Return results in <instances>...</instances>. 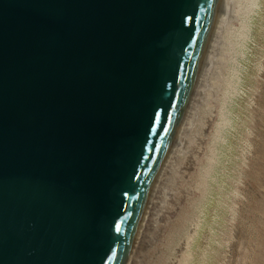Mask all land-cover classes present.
<instances>
[{"label":"water","instance_id":"1","mask_svg":"<svg viewBox=\"0 0 264 264\" xmlns=\"http://www.w3.org/2000/svg\"><path fill=\"white\" fill-rule=\"evenodd\" d=\"M221 0H0V264H124Z\"/></svg>","mask_w":264,"mask_h":264},{"label":"rangeland","instance_id":"2","mask_svg":"<svg viewBox=\"0 0 264 264\" xmlns=\"http://www.w3.org/2000/svg\"><path fill=\"white\" fill-rule=\"evenodd\" d=\"M251 18V37L237 60L241 83L227 100L236 123L218 143L220 159L210 150L216 144L204 138L207 125L192 134L202 101L187 139L172 162H163L165 173L125 264H264V0ZM184 172L186 183L179 177Z\"/></svg>","mask_w":264,"mask_h":264},{"label":"bare ground","instance_id":"3","mask_svg":"<svg viewBox=\"0 0 264 264\" xmlns=\"http://www.w3.org/2000/svg\"><path fill=\"white\" fill-rule=\"evenodd\" d=\"M256 4H258V0L220 1L214 24L211 29L199 69L197 71L188 102L180 119L176 134L174 135L167 152V154L171 153V157L168 158L169 155L166 156L167 161L165 163L170 161V159L172 160L177 148L180 144H182L186 134H188V128H190L191 124L193 123L194 116L198 115L196 112L199 109V105L202 104V101L204 104L199 113V119L197 123L198 125L195 127V131L192 127V134L199 133V128H201V126L205 127L207 125L206 127L209 128V130H207L209 133H207L208 135L206 134V137L204 135V138H207L210 143L212 142V145L213 143L216 144L215 148H210L211 145L209 144L207 147L210 146V150L213 149L214 151V149L219 148L218 143L220 144L221 142L225 141V139H227V129L232 125L235 126L236 122L233 121L236 117L235 108L232 100L230 105L227 103V100L232 94L237 93L236 89L238 91L237 87L241 83V66L239 67L237 60L240 53L243 54L242 46L243 43H245L244 41L248 39V37H251L249 32V29L251 28L249 25L252 19L251 12L254 5L256 6ZM227 83H229L228 86ZM230 98H232V96ZM237 102L239 101L237 100ZM206 127L205 130L207 129ZM185 139H187V137ZM169 150L171 151L169 152ZM216 153L217 158L219 157V160L220 153H218V150ZM162 168H164L163 164L161 165L160 170L158 171V174L155 178L143 215L148 213V209L152 206L154 196L156 195L155 191H158L156 186H158V183L160 180H162L161 178H163L162 176L165 173L162 171ZM179 177H181V182L186 183V181L190 179V174L185 173L184 179L183 176Z\"/></svg>","mask_w":264,"mask_h":264}]
</instances>
